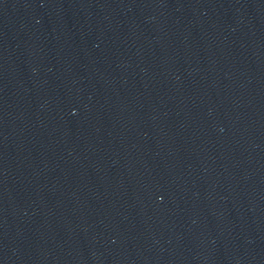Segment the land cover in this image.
I'll return each mask as SVG.
<instances>
[{"label":"water","instance_id":"obj_1","mask_svg":"<svg viewBox=\"0 0 264 264\" xmlns=\"http://www.w3.org/2000/svg\"><path fill=\"white\" fill-rule=\"evenodd\" d=\"M0 264H264V0H0Z\"/></svg>","mask_w":264,"mask_h":264}]
</instances>
